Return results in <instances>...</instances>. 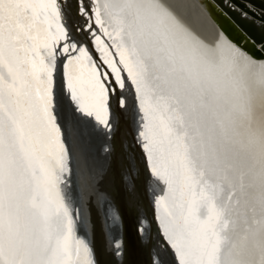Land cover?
<instances>
[{
  "label": "snow or ice",
  "instance_id": "snow-or-ice-1",
  "mask_svg": "<svg viewBox=\"0 0 264 264\" xmlns=\"http://www.w3.org/2000/svg\"><path fill=\"white\" fill-rule=\"evenodd\" d=\"M188 6L75 0L72 22V0H0V264H97L60 97L110 137L129 93L174 264H264V59L204 39Z\"/></svg>",
  "mask_w": 264,
  "mask_h": 264
},
{
  "label": "bare ground",
  "instance_id": "bare-ground-1",
  "mask_svg": "<svg viewBox=\"0 0 264 264\" xmlns=\"http://www.w3.org/2000/svg\"><path fill=\"white\" fill-rule=\"evenodd\" d=\"M188 4L189 6L182 12L183 18L204 39L207 41H214L218 34L223 33L228 40L243 49L248 55L256 59H264V51L259 48L260 46L255 44L229 16V14H233L242 23L250 26L258 34L264 35V0H188ZM242 13H247V16L242 15ZM217 18L218 20H221L222 24L226 27L225 31L220 27ZM71 21H79V17L75 15V0H72ZM58 77L59 62L57 78ZM62 96V124H65H63L65 128L67 126V128L72 129L73 142L71 140V143L75 146V153L82 157L83 166L86 168V171L87 169L90 171L93 166L88 168L86 162L84 163V153H87L88 155L85 154V156L89 158V154L93 151L94 147H98L100 155H98L95 158L96 160L93 161L94 167L103 169L102 167L107 165V155H105L104 150L108 147L110 158L108 159V162L112 161L113 168L121 179L118 178L119 182L115 181L116 179H113L115 181L113 184V191L115 192V198L118 203H114V209L112 210H114L118 217L119 215L122 217L125 216L129 221L128 223L131 224L134 221L137 224H140V228L143 227V232L138 231L141 235L139 241L143 249L148 248L150 250L154 260L162 259L164 264H172L170 261H173V257L169 250L167 251L161 247L160 240L162 237L158 233L155 224L150 219V201L153 203L152 208L156 217L159 213H162V209L156 207L155 196L158 193H154L151 190L152 181L147 175V163L146 160H144L145 155L143 159V150L140 145L137 144V123L135 112L131 107V94H127L129 102V107L127 109H120L117 107L115 96L111 100L115 124L113 133L110 137L99 128H94L91 124H83L84 132L80 128L77 129L76 121L73 119L72 106L66 95ZM82 134L84 136H82ZM82 174L80 181L81 187L84 189L83 195L86 204L84 205L87 207L83 214L87 216L88 225L87 232L85 231L86 229L81 230L86 232L85 236H88V230L89 232L91 231V246H96L95 234L97 232V224L95 220H93L94 217L91 213L94 209V188H92L93 177L90 172H84L83 176ZM84 175L86 177H84ZM100 205L101 207H98L100 209V211L98 209V213L101 215L102 230L106 240L113 241L114 233H112V227L109 224L111 220L108 216V206L103 202L100 203ZM94 216H96L95 213ZM119 221L115 226L118 229L122 226L119 224ZM156 221V223L159 224V220L157 219ZM120 237L121 236L119 235V238ZM87 238L89 240V237ZM99 238H101V236H98V239ZM120 240L123 241L122 237ZM122 252L121 247V253ZM118 257H121V254Z\"/></svg>",
  "mask_w": 264,
  "mask_h": 264
},
{
  "label": "water",
  "instance_id": "water-1",
  "mask_svg": "<svg viewBox=\"0 0 264 264\" xmlns=\"http://www.w3.org/2000/svg\"><path fill=\"white\" fill-rule=\"evenodd\" d=\"M229 16L231 17L233 22H235V24L250 39H252V41L255 44H258V46H260L259 48L262 51H264V35L258 34L250 26H247L246 24L242 23L233 14H229ZM217 20H218V18H217ZM218 21H219L220 27L225 31L226 27L222 24L221 20H218ZM62 97L63 96L61 95V97H60L61 101H63ZM62 112H63V110H62ZM76 124H77L76 128L77 129L80 128L84 132V128H83L84 123L76 122ZM66 128H67V126H66ZM83 134H82V136H84ZM72 142H73V140H72ZM137 144L139 145L138 141H137ZM104 153H105V155H107V165L103 166L102 167L103 169H100V168L98 169L96 167L98 170L94 167V162H93L94 160H96L95 158L98 155H100V150L98 149V147L97 148L94 147L93 151H91V153L89 154V158L87 156H85V154L86 155H88V154L84 153V158H85L84 163L86 162V165L88 168H91V166H93L90 171L88 169L86 171V168L83 166L82 157L80 155H78L77 153H75V151H74L73 159H72L73 176L71 178V187H70V193H71L72 200H73V206L75 208H79L81 210L82 214L85 213V208H87V207L85 206L86 204L84 202V195H83L84 189H82V187H81L80 177H81L82 173L84 174V172L92 173L91 176L93 177L92 188H94V197H93L94 209L91 213L94 217L93 220H95V222L97 224V232L95 234V236H96L95 245L96 246L93 245L91 247L93 248L94 257L97 261V264H154L155 260L152 258L150 250L148 248L143 249L141 247V243L139 241V237L141 235L138 232L139 228H140V224H137L134 221L131 224L128 223L129 221L127 220V218L125 216L122 217L118 214L119 218H120L119 224L122 225L121 226L122 229L121 228L118 229L117 227L113 226L112 221L109 222V224L112 227V233H114L113 234L114 235L113 241H111V240L107 241L105 238L104 232H103L102 227H101V217H100L101 215H99V213H98V209H99L98 207H101L100 203L103 202L104 204H106L108 206V208L110 206L111 209H114V203H118V202L115 198V192L113 191V188H114L113 184L115 183V181L119 182L118 180L120 178L113 168L112 161L108 162V159H110L109 153H108V147H107V151L104 150ZM142 155H143V159H144V154H142ZM86 157H87V159H86ZM89 165H90V167H89ZM146 170H147L148 178L151 180L150 172H149V169L147 166H146ZM83 174H82V176H83ZM85 175H84V177H86ZM113 179L114 180L116 179V180L114 181ZM103 196H104V198H103ZM100 200H102V201H100ZM152 206H153V203L150 201V208H151L150 219L155 224L158 233L162 237V239L160 240L161 247L168 251L169 249L167 248L166 241H165V239L162 235V232L159 228V224L156 223L157 217L153 211ZM99 211H100V209H99ZM94 213L96 214V216H94ZM92 215H91V217H92ZM81 229H83V228H78V234L81 236H84L87 240H88L87 237H89L88 241L90 242V245H92V241H91L92 238L90 240V237H92L90 234L91 231L89 232V230H88V236H85L86 232H87V228L85 230L86 232L81 230ZM119 235L122 237L123 241L120 240L121 237L119 238ZM98 236H101V238L98 239ZM116 241H120L121 243L123 242L122 243V251L123 252L121 253V257H118L115 254L116 250L114 248V243ZM170 262L172 264H174V261H170ZM166 264H168V263H166Z\"/></svg>",
  "mask_w": 264,
  "mask_h": 264
}]
</instances>
